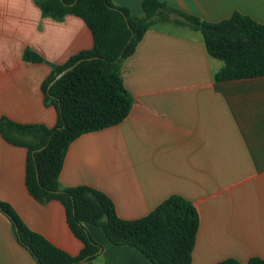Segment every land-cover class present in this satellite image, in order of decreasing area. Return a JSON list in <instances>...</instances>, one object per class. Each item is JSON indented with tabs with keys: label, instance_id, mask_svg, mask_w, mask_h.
Masks as SVG:
<instances>
[{
	"label": "crops",
	"instance_id": "0c3cea01",
	"mask_svg": "<svg viewBox=\"0 0 264 264\" xmlns=\"http://www.w3.org/2000/svg\"><path fill=\"white\" fill-rule=\"evenodd\" d=\"M142 1L112 4L141 17ZM158 1L207 22L238 12L264 24V0ZM92 44L76 16L53 19L36 0H0V119L53 128L58 113L42 84L54 67ZM27 50L43 62L25 61ZM222 66L208 56L200 33L172 23L151 26L121 62L119 76L132 98L129 114L69 145L59 187L104 193L123 220L142 218L180 196L199 217L190 264L264 260V77L216 82ZM26 156L24 147L0 135V202L31 231L76 256L82 244L61 204H40L28 194ZM85 227L102 249L83 264H151L136 249L110 244L99 227ZM0 264H36L1 212Z\"/></svg>",
	"mask_w": 264,
	"mask_h": 264
},
{
	"label": "trees",
	"instance_id": "16d2710c",
	"mask_svg": "<svg viewBox=\"0 0 264 264\" xmlns=\"http://www.w3.org/2000/svg\"><path fill=\"white\" fill-rule=\"evenodd\" d=\"M36 1L44 16L81 19L93 44L54 67L42 84L45 100L58 113L53 128L22 125L2 117L0 135L7 143L27 150L24 182L28 194L40 204L59 202L69 230L82 247L76 256L68 255L31 231L9 204L0 202V212L11 223L18 244L36 264H83L102 249L89 236L87 224L99 227L110 244L136 249L151 264H190L199 226L198 213L190 201L170 196L148 215L123 220L104 193L87 186L59 187L65 154L80 136L114 127L127 117L132 98L119 76L121 62L134 53L151 26L172 23L200 33L208 56L223 63L213 77L223 82L264 77V24L238 12L207 22L158 0H143L141 17L114 6L112 0ZM23 58L43 62L28 50ZM71 66L72 70L50 86L56 75ZM217 264H264V260L252 257L240 263L228 258Z\"/></svg>",
	"mask_w": 264,
	"mask_h": 264
},
{
	"label": "water",
	"instance_id": "95a60500",
	"mask_svg": "<svg viewBox=\"0 0 264 264\" xmlns=\"http://www.w3.org/2000/svg\"><path fill=\"white\" fill-rule=\"evenodd\" d=\"M75 65H76V64H75ZM75 65H74V66H75ZM74 66H71V67H69V68H66L65 70L61 71L58 75H56L55 78H54V80L51 82L50 86H51L54 82H56L58 79H60L63 75H65L67 72H69L70 70H72ZM39 150H41V149H39Z\"/></svg>",
	"mask_w": 264,
	"mask_h": 264
}]
</instances>
